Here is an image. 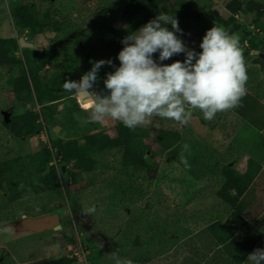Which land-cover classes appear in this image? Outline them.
<instances>
[{
    "label": "trees",
    "instance_id": "1",
    "mask_svg": "<svg viewBox=\"0 0 264 264\" xmlns=\"http://www.w3.org/2000/svg\"><path fill=\"white\" fill-rule=\"evenodd\" d=\"M7 1L10 3L7 10L15 29L27 30L28 41L42 37L49 44L33 50L20 48L15 36L0 38V68L6 70L5 82L10 88L12 100L18 108H22L11 113L8 122L3 124L17 140L41 132L42 122L55 124L73 138L50 145L54 153L45 147L35 153L0 160L2 201L12 205L60 187L67 194L70 192L68 186L76 183L79 172L90 173L97 169L96 155L113 150L119 153L122 167L150 169L145 158L147 152L162 156L179 143L178 132L159 129L150 144L147 128L138 126L130 130L121 122L115 127L113 135H109L97 122H90V129L79 128L74 114L90 112L81 103L80 109L76 97L65 92L62 85L66 78L72 81L75 76L81 78L90 71L95 61L111 59L119 67L116 57L123 48L121 40L157 15L167 13L175 16L185 35L199 18L197 10L191 14L184 10L200 4L199 1L184 7L179 0H122L116 12L110 14V10L104 8L99 14L91 12L88 15L83 10L68 12L59 9L56 0ZM87 1L82 0V3ZM225 8L230 14L225 20L212 8L215 26L231 28L235 18H240L242 14L255 13L256 18L264 14V4L258 0H227ZM116 21L119 22L118 27H114ZM253 24L257 30L262 27L257 19ZM167 27L172 30L171 25ZM239 38L243 44L242 53L249 80L247 94L241 100L242 106L218 112L205 125L210 131L225 132L224 137L234 134L236 147L248 150L264 124V69L262 72L258 71L259 68L250 69L247 64L253 59L252 52L264 51V43L247 28H243ZM16 52L21 53L22 59L15 56ZM158 55L154 54L153 58L158 60ZM255 58L261 62L259 56ZM163 63L170 65L171 58ZM47 66L51 69L44 73ZM112 71L114 69L108 66L100 69L97 91L104 88L102 81L105 73ZM41 72L44 74L40 78ZM59 103L66 104L60 114L56 111ZM29 104L32 108L37 105L39 113L28 109ZM56 117L61 119L58 123L53 121ZM222 121L223 125L218 126ZM258 144L264 149V135L260 134ZM53 159L56 164L50 165ZM214 161L212 158L209 163L212 165ZM204 166L202 170L197 166L188 167L187 175L196 181L203 180L206 176ZM61 167H64V172H61ZM220 176L219 185L213 189L215 198L228 213L224 225L218 222L204 227L201 218L186 211L168 214L166 219H172L176 226L187 229L189 234L156 259L146 260V264L245 263L254 245L264 236V169L260 162L249 157L243 170L232 163L222 164ZM163 200L166 201V197ZM155 202L160 204L161 201L155 197ZM66 242L73 243L74 240L70 238ZM87 261L89 263L88 257ZM35 264L80 263L75 257L60 256Z\"/></svg>",
    "mask_w": 264,
    "mask_h": 264
},
{
    "label": "rangeland",
    "instance_id": "2",
    "mask_svg": "<svg viewBox=\"0 0 264 264\" xmlns=\"http://www.w3.org/2000/svg\"><path fill=\"white\" fill-rule=\"evenodd\" d=\"M120 1L122 0H89L82 3V0H56L55 4L59 9L68 12L83 10L86 15L91 12L99 14L105 8L110 10L111 14L121 6ZM179 1L184 7L196 1L200 2L184 10L190 14L197 10L199 21L182 37L189 48L200 52L202 37L215 25L212 8L216 9L224 20L227 19L230 15L225 8L227 0ZM258 1L264 4V0ZM8 5L9 1L0 0V38L16 37V29L7 10ZM183 5L181 9L184 8ZM235 19L231 28H222L239 37L242 36L243 28H247L256 39L264 43V14L256 18L255 13H246ZM255 19L262 26L259 30L253 24ZM113 24L114 27L119 26L118 21ZM27 33L26 30L24 39L30 44L27 48L34 50L49 44V41L42 37L28 41ZM242 45L240 42L241 49ZM251 55L253 59L247 66L250 69L259 68L258 71L262 72L264 51L260 49ZM15 56L22 59L20 52H16ZM258 56L261 62L255 58ZM184 59L183 54L175 55L171 58V63L177 60L182 62ZM50 69L47 66L44 73ZM44 73L41 72L39 77ZM5 78L6 70L0 68V160L35 153L47 147V143L54 145L55 142L73 138L55 124L42 122L41 132L27 139H15L3 124V113H6L9 119L11 113L22 108H18L12 100ZM79 80L80 77H74V81ZM248 85L247 79L245 87ZM65 106V103H59L57 113H62ZM27 108L39 113L37 105L32 108L29 104ZM187 110L191 111L192 115L186 125L166 118L152 117L149 123L140 126L149 130L150 144L159 129L173 130L180 135L179 143L162 156H154L149 152L145 155L150 169L122 167L119 153L113 150L96 155L97 169L90 173L79 172L76 183L68 186L70 192L67 194L60 187L12 205L0 199V264H35L79 253L82 247L89 258L88 264H115L109 256L111 253H116L121 260H131L132 264H146V260L156 259L159 254L169 250L189 234L187 229L176 226L172 219H166L168 214L186 211L201 218L204 227L206 224L218 222L224 225L227 221V210L214 196V190L222 178L221 166L232 163L237 169L243 170L246 160L253 157L264 169V149L258 144L260 134L264 135V124L261 125L250 148L240 150L233 140L234 134L232 137H224L225 132L221 130L210 131L205 125L207 120L198 109ZM89 115L90 113L81 112L74 114L79 128H91V123L86 122ZM60 120V117H56L53 121L58 123ZM97 123L109 135H113L120 122L109 118ZM223 123L224 121L218 126L221 127ZM184 145L189 146L188 150L184 149ZM181 156L187 159L191 167L197 166V169L202 170L205 165V178L201 181L191 179L187 175L190 169L181 162ZM212 158L215 161L211 165L209 162ZM155 197L160 199V204L155 202ZM164 197L166 201L163 200ZM92 208L95 211H89ZM52 215L58 217V231L36 232L25 225L28 219ZM70 238L74 240L73 243L66 242V239ZM257 248H264V236L254 245L252 251Z\"/></svg>",
    "mask_w": 264,
    "mask_h": 264
},
{
    "label": "clouds",
    "instance_id": "3",
    "mask_svg": "<svg viewBox=\"0 0 264 264\" xmlns=\"http://www.w3.org/2000/svg\"><path fill=\"white\" fill-rule=\"evenodd\" d=\"M183 35L175 16L157 15L121 40L123 48L116 57L119 67L111 59L95 61L79 81L66 78L62 87L89 110L86 122L110 118L130 130L149 123L152 117L186 125L192 115L189 108L198 109L211 121L218 112L242 106L248 76L239 36L214 25L202 37L197 52L180 39ZM156 53L158 60L153 58ZM180 54L185 57L182 62L163 63ZM104 66L114 71L105 73L104 88L97 91L98 73ZM181 162L190 167L183 156ZM109 256L115 264H132L116 253ZM245 264H264V248L248 254Z\"/></svg>",
    "mask_w": 264,
    "mask_h": 264
},
{
    "label": "water",
    "instance_id": "4",
    "mask_svg": "<svg viewBox=\"0 0 264 264\" xmlns=\"http://www.w3.org/2000/svg\"><path fill=\"white\" fill-rule=\"evenodd\" d=\"M25 34L26 31L24 29H19L16 30V35H17V42L20 48H27L30 47V44L25 41ZM77 98V97H76ZM79 103H82L80 99L77 98ZM4 115V121L5 123L8 122L7 119V114L3 113ZM83 142V141H81ZM148 153V152H147ZM147 163L149 164V161L146 160ZM61 172H64V167H61ZM64 179L66 180V176L64 175ZM26 227L36 231V232H41L44 230H52V231H58L60 230V225H59V220L56 215L52 216H43L40 218H35V219H28L25 223Z\"/></svg>",
    "mask_w": 264,
    "mask_h": 264
},
{
    "label": "built area",
    "instance_id": "5",
    "mask_svg": "<svg viewBox=\"0 0 264 264\" xmlns=\"http://www.w3.org/2000/svg\"><path fill=\"white\" fill-rule=\"evenodd\" d=\"M48 148L51 150V153H54L55 150H53L50 145H48ZM55 159H53L51 162H50V165H55ZM68 258H72V257H75L78 262L80 264H88V261H87V256H86V253L84 251V248H80V251L79 253H74L73 255H66Z\"/></svg>",
    "mask_w": 264,
    "mask_h": 264
},
{
    "label": "crops",
    "instance_id": "6",
    "mask_svg": "<svg viewBox=\"0 0 264 264\" xmlns=\"http://www.w3.org/2000/svg\"><path fill=\"white\" fill-rule=\"evenodd\" d=\"M259 139H260V137H259ZM255 159V158H254ZM256 160V159H255Z\"/></svg>",
    "mask_w": 264,
    "mask_h": 264
}]
</instances>
